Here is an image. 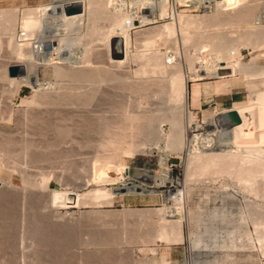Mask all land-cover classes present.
Returning a JSON list of instances; mask_svg holds the SVG:
<instances>
[{
  "label": "rangeland",
  "instance_id": "obj_1",
  "mask_svg": "<svg viewBox=\"0 0 264 264\" xmlns=\"http://www.w3.org/2000/svg\"><path fill=\"white\" fill-rule=\"evenodd\" d=\"M80 1L83 4V13L65 16L62 13L61 0H40L39 3H32V6L27 7L25 4L30 3L29 0H0L2 8L17 7L19 14L34 16H32V22L29 20V23L26 22L25 26H21L22 30L18 26V32L17 27L15 31L12 28L11 32L6 31L4 36L6 38L9 36L8 39L11 38L14 41L13 45H17L18 48L9 49L8 43L0 47L1 76H3L1 72L3 66L7 68L10 60L13 61L11 58H15L16 54L13 52H18L20 47L25 49L22 44L18 46V43L25 42L24 38L30 40L29 43L32 42L33 46L37 42H43L44 45L52 39L56 42L58 34L54 32L62 28L67 30L65 34H62L64 41L60 43L63 54L57 56L59 46L57 49L56 45H52V51L57 59L51 61H40L36 59L33 52L31 59L18 61L17 66L21 68L19 76L25 75L26 62L44 66L46 68H38V79L43 85L48 82L49 84L45 86L51 92L53 91L50 89L53 83L52 68L68 70L73 68V62L83 61L88 66H85L86 68L90 66L99 73L98 85L81 84L83 91L87 89V93H92H90V99L88 98L89 101L85 98L78 103L76 100L62 99L64 102L62 101L63 104L60 102V105L54 104L52 99V102L49 101L52 104L40 99V103L36 99L32 101L38 97L34 95L35 88L30 84L22 83L18 92L14 93V87L0 82V201L13 193L12 196L5 197L10 198L11 201L4 199L2 202L7 204L13 202L14 204L9 203V205H14L10 207L15 209L6 208L8 205L3 203L6 212L4 209L0 210L1 213L3 212V214L0 213V264H55L60 253L63 257L60 256L58 260L61 262L65 260L62 264H264V242L258 241V236H264V217L262 218L264 216V138H262L264 120L257 121L258 128L253 126L254 128L248 129V132L255 133L256 138L246 143L248 145L242 144L235 150H228V153L227 149L212 151L210 147L211 149L205 153L199 149L208 142L212 143L210 140L215 138L209 136V131H205L213 111L219 112L234 105L237 107V104H241L240 106L247 104L250 90L264 89V73L259 75L260 78L254 75L250 77L253 79H250L246 78L245 74L236 72V68L239 69L238 66L253 62L256 56L258 61L264 54V47L257 41L254 42L253 38L244 40L238 46L242 47L237 48L239 54H236V60L234 59L240 63L236 64L232 59L234 62H231V71L234 70L232 72L228 70L232 74L222 73L217 77L203 78L201 76L200 78L191 72L193 69L200 68L199 60H194L191 66H185L186 72L190 71L189 76H195L191 81L221 79L222 82L228 83V89L230 87L237 93L240 101L231 105L226 97L223 96L222 99L216 97V100L213 99L201 110H190L196 113L195 120L190 124L192 135L195 136L196 141L194 140L193 143L196 148L192 143L194 147L191 145L187 147L184 144L183 148H179L180 150H174L165 147L162 136L163 133L166 135L171 130L170 118L179 115L183 118L184 111H181L183 109H181L182 104L181 101L179 102L177 90H180V81L183 79V75L179 73L183 74L184 68L180 65L178 69L171 71V67L166 66L160 57L162 62L159 60V66L165 65V73L160 74L159 71L150 73L149 71L154 70H151L152 68L148 70L150 66L145 67L148 62L145 60L154 53H158L162 58L166 56L172 58L177 53L175 50L179 51L178 55L183 52V48L189 54L202 57L203 51L193 48L192 40L183 46L179 26L184 28L180 21L189 17L199 19L197 21L201 22L199 16L205 11L197 10L191 0H165V7L172 12L171 15L161 18L159 17L161 13L157 9L159 4L155 0ZM93 4L96 6V11L91 10ZM224 7L226 11L224 9L223 13L222 10L217 12L220 13L218 20H222L220 27H215L212 23L201 24L198 25L199 31L203 29L201 32L191 27L194 31L192 29L191 32L189 28L187 31L183 30L184 33L196 37L199 34L207 39L213 32L219 30L222 32L226 29L227 32L229 29L231 31L235 29L237 32H243L244 28L252 27L240 23L235 15H239V11L245 8L251 9L253 14L249 25L259 24L260 26L261 23V26H264V0H232ZM215 13L207 12L206 14ZM178 14L182 15V20L177 18ZM82 20L85 22L81 27L82 34L78 40L74 26ZM15 21L18 23L17 19ZM134 21L138 23L137 26H134ZM16 22H14L15 25ZM10 34H13V37ZM112 38H120L123 42L124 59H110ZM11 50L13 56L10 57ZM67 54L70 57H67L66 61L61 59ZM207 61L214 63V58L209 56ZM149 65L152 66V63L150 62ZM146 68L149 73L144 70ZM142 70L146 72L143 73ZM178 75L181 76V80ZM174 77H177V80ZM191 81L187 83V86ZM167 88L169 90H166ZM261 112L257 111L256 114L264 115V112ZM161 115L166 117L162 119ZM160 118L162 120H159ZM149 124L162 125V127L155 125L154 130ZM148 126L152 127L151 131ZM55 128H59L58 132ZM259 128L262 130L260 131ZM259 131L263 132V136H260L262 139L256 134ZM158 133L159 135H156ZM160 135L162 136L156 139V136ZM201 142L203 146L200 145ZM219 144L224 145L220 142ZM157 150L161 151L162 157H166L165 167L173 180L172 187L153 188L157 193L122 197L114 195L111 199L112 195L109 191L112 187L122 184L123 180L134 181L124 173L126 169L133 167L153 172L159 171L161 155L156 152ZM192 151H194L193 157ZM225 151L228 155H223ZM219 155L221 157H218ZM232 155L236 156L233 157L236 159L239 157L240 165L244 163L249 167L252 161L257 163L258 170L250 171L245 176H240L237 171L229 170L230 165H227V170L225 164L228 163L225 162L231 159ZM245 161L251 162L248 164ZM170 188L185 192L184 204L181 206L183 214L181 213L180 227L177 226L179 230L177 228L171 232L167 229L169 226L165 224L166 222L164 223L168 218L162 214L170 203H165L160 195L163 190H170ZM101 201L104 203L102 204ZM109 201H111L110 204H108ZM28 203L30 206L36 205L33 206L36 210ZM32 208L33 214L35 213L36 217L38 214L43 216L41 218L44 222L40 220V216L39 219L32 216L36 219L30 221ZM135 210H147L149 216L147 217L146 213L140 219L138 216L132 217L130 212ZM7 212L12 218L7 216ZM31 222H36L40 226L45 223L42 227L47 224L49 230L46 236L33 232L30 235L28 225H31ZM40 222L43 223L40 224ZM37 224L31 225V231ZM60 227L64 228L63 231ZM164 229V233L167 234L164 235L165 238L164 236L162 238L160 235ZM39 237L47 238L44 240L38 239ZM59 262L56 263L61 264Z\"/></svg>",
  "mask_w": 264,
  "mask_h": 264
},
{
  "label": "bare ground",
  "instance_id": "obj_2",
  "mask_svg": "<svg viewBox=\"0 0 264 264\" xmlns=\"http://www.w3.org/2000/svg\"><path fill=\"white\" fill-rule=\"evenodd\" d=\"M30 1V3H28V4H25V6L27 7V6H32V3H39L38 1H40V0H29ZM43 1V0H42ZM156 1V3L158 2V4H159V8H157V9H159V12L161 13L160 14V16L159 17H166V16H168V15H171V12H170V9L169 10H167V7H165V5H164V2H165V0H155ZM191 1H193L192 3V5H194L195 6V8L197 9V10H200V11H202V12H204L205 11V13H202V14H200V21L201 22H199V21H197V20H199V19H193V18H191V17H189V18H185V19H183V17H181L182 15H179L178 14V17H177V15H176V17L178 18V19H183L182 21H180V24H181V26H184V28H181L180 26H179V28H180V36H181V39H182V44H183V46H186L188 43H190V41L192 40L193 42H191V43H193L194 44V47L193 48H197V50H202L203 52H202V54H203V56L202 57H199V56H195L194 54L192 55V54H189V52H187V50L186 49H184L183 48V52L182 53H179L178 55H177V53L179 52V51H177V50H175L177 53L172 57V58H170V57H168V56H166V57H164V58H162V56L160 55H158V53L157 54H155L154 53V55H149L147 58L148 59H146L145 60V58H146V56H145V58H144V60L147 62V60H148V64L146 63V65L147 66H145V67H149L148 68V70H150L151 68V70H154V71H149L150 73H155V72H160V74L161 73H165V71H164V66L166 65V66H169V67H171L170 69H172L171 71H173L174 69H178V67L180 66V65H183V68H184V73L183 74H181V73H179L177 70V72L180 74V75H183V79L181 80V76L180 75H178V76H180L179 78H180V90L178 91L177 90V92H179L178 93V98L180 99L179 100V102L181 101V109H183V110H181V111H184L183 113V118H182V116L181 115H179V116H175L174 118H170L171 116L170 115H167V117H169L170 119H171V123H170V125L169 126H171V130H170V132L168 133V134H166V135H164V133H163V136L162 135H160L159 137L158 136H156L157 138L156 139H158V138H160L161 136H162V138L164 137V139H163V143H165V147L166 148H171V149H179V148H183V145L185 144V145H187V147H189L192 143H193V141L195 140V136H194V134L192 135V130L190 129V124L195 120V117H196V113H194V112H192V111H190V109L188 108V103H187V83L189 82V81H191V79L192 78H195V76L196 77H200L201 78V76L203 77V78H209V77H211V76H214V77H217L218 75H217V71H220L221 72V74L222 73H224V74H230L232 71H231V62H234L235 60H236V56L239 54L238 52H237V48H241V47H238V46H240L242 43H243V41L244 40H246V39H251L252 40V38H253V40H255L254 42H258V44H261V46H263L264 47V44H262V43H264V26H261V23H260V26H255V25H253V26H251V25H249L248 23H249V21L251 20V18H252V10L251 9H248V8H243L244 10L243 11H239V15H235L236 16V19H238V21L240 22V23H242V24H244L245 26H249V27H252V28H250V29H247V28H244L243 30V32H237V31H235V29L234 30H232L231 31V29H229V30H227V32H226V29H225V31L223 30L222 32H220V30H219V28H218V30L219 31H215V32H213V34L211 35V36H209V38L207 37V39L205 38V36H200L199 34H198V37H196V36H190V35H192V34H190L189 36L186 34V33H184V31L183 30H189V28L191 29V27H193L194 29H196V31L200 28V27H198V25H201V24H206V25H210V23H212L213 25L215 24V27H217V26H219L220 27V25L219 24H221V22H222V20L221 21H219L218 19V15H220V13H217L218 11H221L222 10V13H223V10L226 8V7H224V6H226L227 4H229V2H231L232 0H191ZM46 2V1H45ZM73 2H76V1H73ZM79 2L82 4V2L79 0ZM167 2V1H166ZM177 2V1H176ZM220 2V3H219ZM71 3V2H70ZM69 4V3H68ZM33 5H35V4H33ZM191 5V4H190ZM24 6V7H25ZM156 6H158L157 4H156ZM36 7V6H35ZM241 7V6H240ZM245 7V6H244ZM253 8V7H252ZM30 9V8H29ZM240 10H242L241 8H240ZM30 11V10H29ZM225 11H226V9H225ZM207 12H216L215 14H206ZM240 12H241V14H240ZM82 13H83V4H82ZM81 13V14H82ZM174 13V12H173ZM221 13V14H222ZM225 13V12H224ZM19 15V16H18ZM64 15V14H63ZM33 16V15H32ZM31 15L29 16V14L28 15H21V14H19V12H17V7H12V6H10V7H8V8H2V7H0V47L2 46V44H5V46H6V44L8 43V44H10V45H12V46H10V45H8L7 44V47L9 48V49H11V48H13V50L15 49V47L16 48H18L17 47V45L15 46V44L13 45V43H14V41H12L11 40V38L10 39H8V37L6 38L4 35H5V33H6V31H12V30H16V27H17V32H18V30H19V28L22 30V27H23V25L25 26V23L27 22V23H29L28 21L29 20H31V22H32V19H33V17H32ZM62 16V15H61ZM74 16V15H73ZM184 16V15H183ZM225 16V15H224ZM55 17V16H54ZM221 17H222V15H221ZM176 18V19H177ZM229 18V17H228ZM227 18V20H229ZM15 19H17L18 20V23L15 21ZM231 20H234V19H232L231 18ZM61 21H63L62 20V18H61ZM226 21V20H225ZM14 22H16V25L14 24ZM229 22V21H228ZM231 22V21H230ZM236 22V21H235ZM179 24V25H180ZM225 24V23H224ZM237 24V23H236ZM235 24V25H236ZM137 25H138V23H137ZM222 25V24H221ZM230 25V24H229ZM233 25V24H232ZM18 26H20L19 28H18ZM22 26V27H21ZM59 27V26H58ZM198 27V28H197ZM225 27V26H224ZM231 27V26H230ZM239 27H240V25H239ZM11 28H12V30H11ZM192 28V29H193ZM222 28V27H221ZM220 28V29H221ZM26 29V28H25ZM37 29V28H36ZM192 29H191V32H192ZM194 29H193V31H194ZM58 30H60V31H57V29L55 30L56 32H54V33H57L58 34V39H56L57 41L55 42V40H51V41H49L48 43H45L44 45H43V42H37L34 46H33V43L32 42H30L29 43V41H28V39L26 38H24V40H25V42L23 41V42H20V43H18L19 45V47L21 46V44L23 45V47H25V49H22L21 47V49L19 48V50H17L18 52H13L12 50H11V55H10V57L11 56H13L12 55V52H13V54H16V56H15V58H11V59H13V61H11L10 60V62H9V64L11 63V65H16L17 66V63H18V61L20 60V59H26V60H29V59H31V57L33 56V55H31V53H33L34 52V56L36 57V59H39L40 61H47V60H53V59H57V57H55L54 55H53V51H52V45H56L57 46V49H58V46H59V50H58V53H57V56L59 55H62L63 53H62V47H60L61 46V44L60 43H62L64 40V38H63V36H62V34H65V32L67 31L65 28H62V29H58ZM201 30H203V29H201ZM201 30L199 31L198 30V32H201ZM30 31V30H29ZM17 32H15L16 34H17ZM24 32V31H23ZM190 32V33H191ZM12 33H14V32H12ZM20 33V32H19ZM18 33V34H19ZM29 33V32H28ZM27 33V34H28ZM188 33V32H187ZM194 33V32H193ZM243 34V37H242V34ZM24 34V33H23ZM174 34V33H173ZM25 35V34H24ZM195 35H197L196 33H195ZM10 36L11 37H13V34L11 35L10 34ZM15 36V35H14ZM22 37H25V36H23L22 35ZM241 37V38H240ZM17 38H18V36H17ZM31 38V37H30ZM33 38V37H32ZM56 38V37H55ZM14 39V38H13ZM119 39V45H118V40ZM17 40V39H16ZM17 41H20L19 39L17 40ZM13 42V43H12ZM253 42V41H252ZM55 43V44H54ZM115 43L117 44V45H115ZM249 43V42H248ZM17 44V43H16ZM255 44V43H254ZM31 46H32V48H31ZM47 46H48V48H47ZM118 46H120L121 48H122V51H123V58L122 59H124V47H123V42L121 41V39L120 38H112L111 40H110V48L111 49H113V50H116V49H118ZM192 46V45H191ZM249 47V46H248ZM262 47V48H263ZM179 48V47H178ZM186 48V47H185ZM251 48H253V47H251ZM261 48V47H260ZM173 50H174V48H173ZM260 50V49H259ZM8 51V50H7ZM65 51V50H64ZM63 51V52H64ZM175 51H174V53H175ZM194 52V51H193ZM9 54H10V52H9ZM69 54H70V52H69ZM200 54H201V52H200ZM237 54V55H236ZM164 55V54H163ZM167 55V54H166ZM257 55V54H256ZM255 55V56H256ZM144 56V55H143ZM213 57L214 58V63H209V61H207L208 60V57ZM67 57H70L68 54H67V56L66 57H62L61 59H63V60H67ZM161 57V58H160ZM258 56H256V58H257ZM162 60L163 59V61H164V66H162V67H160L159 66V62L161 61L160 59ZM254 58V57H253ZM252 58V60H254ZM256 58H255V60L254 61H256ZM14 59H16V60H14ZM60 59V58H59ZM121 59V60H122ZM203 59H205V60H203ZM234 61H233V60ZM160 60V61H159ZM194 60H199V62L201 63V66H200V68H198V69H191L192 71V73L195 75V76H189V72H186V69H185V66H191V64L193 63V61ZM6 61V60H5ZM69 61V60H68ZM250 62L251 63V65H250V63H249V61H248V63L249 64H246V65H244V64H242L240 67L238 66V70H237V68H236V72L237 73H243V74H245V77L247 78H250V77H254V75L256 76V75H262L263 73H264V54H263V56L258 60V61H256V62ZM7 62V61H6ZM150 62L152 63V66L151 65H149L150 64ZM162 62V61H161ZM8 63V62H7ZM74 63V65H73V68L72 69H68V70H65V69H58V68H52L53 69V74L51 75V78H52V81H53V83H51V85H52V88H50L51 90L53 89V91H51V92H49L50 90H49V88H47L46 86H45V84L47 85V83H45L44 85H43V83H41L40 81H39V79H38V75H37V72H38V68L39 67H42V68H46V67H44V66H39V65H32V64H30L29 62H26V64H27V69H26V73H25V75L24 76H19V74H20V72H19V74L16 76V77H8L7 76V74H6V66L4 67L3 66V68H2V73H3V76H1V74H0V82H2V84H7V85H11V87H14L15 88V90L13 91V89H12V91L14 92V93H17L18 92V90H19V88L21 87L20 85H22V83L24 84V83H26V84H30V85H32L34 88H35V92H36V94H34L35 96H37L38 97V99L37 98H34V100H32V101H35V99L36 100H38L37 102H41V101H45V102H47V103H51L52 101L54 102V104L55 103H60V102H62L64 99L67 101V99H70V100H76L77 102L78 101H80V100H84L85 98L87 99V101H89V97H91L90 95L92 94L91 92V94L90 93H87L86 91H87V89L85 90V91H83V89L81 88V84H89V85H96L97 84V82H98V80H99V73H97L98 71H96L95 70V68H91L90 66H89V68H86V67H88V66H86L87 64H85L83 61H75V62H73ZM87 63V62H86ZM235 63L236 64H238V63H240V62H237V61H235ZM3 64V63H2ZM4 64H5V62H4ZM9 64H7V67H8V65ZM235 64V65H236ZM1 65V64H0ZM144 65H145V63H144ZM10 66V65H9ZM86 66V67H85ZM19 67V66H18ZM29 67V68H28ZM233 67V66H232ZM20 68V67H19ZM51 68V67H50ZM147 68L146 69H144V70H146L147 71ZM188 68H191V67H188ZM228 70H230L231 72H229ZM20 71H21V68H20ZM145 71V72H146ZM229 73H228V72ZM142 72L143 73H145L143 70H142ZM148 72V71H147ZM148 72V73H149ZM182 72V71H181ZM44 73V72H43ZM174 73V72H173ZM176 73V72H175ZM233 73H235V72H233ZM147 74V73H146ZM226 74V75H227ZM232 74V73H231ZM5 75V76H4ZM175 75V74H174ZM226 75H223V76H226ZM176 76V75H175ZM257 76V77H258ZM106 77V76H105ZM221 77V76H220ZM175 78V77H174ZM177 78V77H176ZM175 78V79H176ZM258 78H260V76L258 77ZM261 78H263L262 76H261ZM250 79H253V78H250ZM177 80V79H176ZM101 81V80H100ZM104 81V80H103ZM1 84V83H0ZM49 84V83H48ZM179 84V83H178ZM51 85H49V86H51ZM83 85V86H84ZM98 85V84H97ZM31 86V87H32ZM90 86V87H91ZM89 87V88H90ZM179 87V86H178ZM99 88V87H98ZM169 88V87H168ZM166 89V90H169V89ZM82 89V90H81ZM100 89V88H99ZM179 89V88H178ZM49 90V91H48ZM81 90V91H80ZM90 90V89H89ZM88 90V91H89ZM91 90H93V88L91 89ZM97 90V89H96ZM165 90V91H166ZM172 89H170V91H171ZM2 92H4V91H2ZM7 92V91H6ZM34 92V93H35ZM165 93V92H164ZM11 94V93H10ZM177 94V93H176ZM13 95V94H12ZM89 95V96H88ZM94 95V94H93ZM151 95V94H150ZM166 95V94H165ZM249 97H248V100H247V104H244V105H242V106H239V107H236L233 111H235L236 112V114H237V116H238V119H239V121L237 122V123H233V122H231L229 119H228V116H227V112H229V111H227V112H223V113H215V112H213V116H212V118L208 121V123L206 124V126H205V131L206 132H210V133H208L209 134V136H212V137H215L214 138V140H210V141H212V143H209V145H208V143L207 144H205L204 142V144H205V146L204 147H201V148H199V149H201V151H203L202 153H205L206 151H209L211 148V150L212 151H214V150H219V151H224L225 149H227V153H228V150H235V149H237V146H241L242 144L243 145H245L246 143H250V141L252 142V141H254L256 138L254 137L255 136V133H253V132H248V129H251V128H254L253 126H257L256 128H258V126L259 125H256V123H258L257 121H259V122H263V120H264V115H260L259 116V114H256V112L258 111V112H264V89H255V90H250L249 91ZM167 96V95H166ZM64 97V98H63ZM66 97V98H65ZM156 97V96H155ZM168 97H170V96H168ZM89 98V99H88ZM177 98V99H178ZM41 101H40V100ZM51 99H52V101H51ZM63 99V100H62ZM176 99V100H177ZM64 100V101H65ZM69 100V102H71ZM32 101H31V103H32ZM43 101V102H44ZM49 101H51V102H49ZM63 101V102H64ZM163 101V100H162ZM43 102H42V104H43ZM63 102H62V104H63ZM83 101H81V103H82ZM160 102V101H159ZM30 103V102H29ZM36 103V102H35ZM74 103H76V102H74ZM79 103V102H78ZM84 103V102H83ZM175 103V102H174ZM176 103H178V100L176 101ZM175 103V104H176ZM34 104V103H33ZM46 104V103H45ZM52 104V103H51ZM58 104H56V105H58ZM72 104H73V101H72ZM166 104V103H165ZM174 104V105H175ZM60 105V104H59ZM68 105H69V103H68ZM172 105V104H171ZM83 106V105H82ZM167 106V105H166ZM178 105H176V107H177ZM153 107H154V105H153ZM179 107V106H178ZM9 108V107H8ZM66 108V107H65ZM64 108V109H65ZM67 108H69V107H67ZM66 108V109H67ZM84 108V107H83ZM152 108V107H151ZM168 108V107H167ZM169 108H170V106H169ZM65 109V110H66ZM75 109V108H74ZM81 109V108H80ZM57 111V110H56ZM62 111V110H61ZM68 111V110H67ZM74 110H72V112H73ZM78 111V110H77ZM152 111V110H151ZM154 111V110H153ZM152 111V112H153ZM162 111V110H161ZM70 112V111H69ZM71 112V113H72ZM261 112V113H262ZM61 113V112H60ZM74 113V112H73ZM179 112H177V114H178ZM68 113H66V115H67ZM151 114V113H150ZM160 114V113H159ZM175 114V113H174ZM177 114H175V115H177ZM264 114V113H263ZM21 115V114H20ZM29 115V114H28ZM54 115V114H53ZM74 115V114H73ZM149 115V114H148ZM27 116V115H26ZM25 116V117H26ZM39 116V115H38ZM58 116V115H57ZM67 116H69V115H67ZM71 116V115H70ZM162 116V115H161ZM64 117V116H63ZM73 117V116H72ZM143 117V116H142ZM159 117V116H158ZM164 117H166L165 115L164 116H162V119H164ZM31 118V117H30ZM61 118H62V116H61ZM74 118H75V116H74ZM79 118V117H78ZM150 118V117H149ZM155 118H156V116H155ZM260 118H262V119H260ZM71 119V118H70ZM161 118L159 119V120H162ZM257 119H259V120H257ZM35 120V119H34ZM37 120V119H36ZM48 120V119H47ZM156 120V119H155ZM261 120V121H260ZM80 121V120H79ZM78 121V122H79ZM90 121V120H89ZM166 121V120H165ZM47 122V121H46ZM52 122V121H51ZM154 122V121H153ZM169 122V121H168ZM34 123V122H33ZM65 123V122H64ZM161 123H164V122H161ZM253 123L255 124V125H253ZM88 124V123H87ZM90 124H92V123H90ZM150 124H151V122H150ZM149 124V125H150ZM44 125V124H43ZM58 125H59V123H58ZM73 125V124H72ZM152 125H153V123H152ZM152 125H150V126H152ZM156 125V124H155ZM155 125L154 126H152L153 127V129H154V127H155ZM47 126V125H46ZM102 126V125H101ZM150 126H148V127H150ZM156 126H161L162 127V125H156ZM32 127H34L33 125H32ZM63 127V126H62ZM107 127V126H106ZM139 127V126H138ZM152 127H150V128H148L150 131H151V128ZM263 127H264V124H263ZM104 128V127H103ZM36 129V128H35ZM53 129V128H52ZM56 129V131L58 132V129L57 128H55ZM17 130V129H16ZM24 130V129H23ZM149 130L147 131L148 133H149ZM155 130V129H154ZM259 130L261 131L262 129L261 128H259ZM69 130H67V132H68ZM71 131V130H70ZM259 131V132H260ZM32 132V131H31ZM54 132V131H53ZM52 132V133H53ZM60 132V131H59ZM63 132V131H62ZM66 132V131H65ZM259 132L258 133H256L257 134V136L258 137H262L263 135H262V133L260 132V134H259ZM64 133V132H63ZM62 133V134H63ZM70 133V132H69ZM82 133V132H81ZM151 133V132H150ZM142 134V133H141ZM162 134V133H161ZM207 134V135H208ZM99 135V134H98ZM153 135V134H152ZM156 135H159V133L158 134H156ZM206 135V137L208 138V136ZM143 136V135H142ZM154 136V135H153ZM198 136V135H197ZM43 137V136H42ZM140 137V136H139ZM148 137V136H147ZM204 137H205V135H204ZM203 137V138H204ZM260 137V138H261ZM41 138V137H40ZM144 138V137H143ZM149 138V137H148ZM150 138H151V136H150ZM154 138H155V136H154ZM153 138V139H154ZM202 138V139H203ZM210 138V137H209ZM262 138H264V136L262 137ZM261 138V139H262ZM146 139V138H145ZM152 139V140H153ZM199 139V138H198ZM3 140V139H2ZM28 140V139H27ZM147 140V139H146ZM206 140V139H205ZM55 141V140H54ZM196 141V140H195ZM201 141V140H200ZM207 141V140H206ZM9 142V141H8ZM219 142L220 143H223L224 145H222V146H220V144H219ZM195 143H197V142H195ZM199 143V142H198ZM9 144V143H8ZM164 145V144H163ZM193 145H194V143H193ZM193 145H191V146H193ZM200 145H202V142H201V144ZM208 145V146H207ZM246 145H248V144H246ZM195 146V145H194ZM193 146V147H194ZM198 146V145H197ZM203 146V145H202ZM233 146L235 147V148H233ZM211 147V148H210ZM195 148H196V146H195ZM180 150V149H179ZM19 151V150H18ZM163 151V150H162ZM200 151V150H199ZM23 152V151H22ZM157 153H159L160 155H161V159H160V166H159V171H157V172H153V171H148V170H145V169H139V173H138V176H137V178L134 180V181H129V180H123V182H122V184H120V185H118V186H115V187H112L111 189H110V195H112L111 196V199L112 198H114V195H119V196H125V195H133V194H147V193H150V192H156L157 193V191H155L153 188H160V187H163V186H166V187H172V185H173V180L171 179V176H170V173H169V170L165 167V164H166V157L165 156H163L162 157V154H161V151L160 150H157L156 151ZM192 153H194V151H192L191 152V154ZM209 153V152H208ZM212 153V152H211ZM226 153V151H225V153L223 154V155H228ZM210 154V153H209ZM208 154V155H209ZM222 154H220V155H222ZM234 154V153H233ZM166 155V154H165ZM195 155V154H194ZM202 155H204V154H202ZM208 155H206V156H208ZM218 156V157H221V156ZM231 155V154H230ZM190 156V155H189ZM205 156V157H206ZM210 156V155H209ZM208 156V157H209ZM192 157H193V154H192ZM223 157H227V156H223ZM231 157V156H230ZM233 157H236V156H233L232 155V157H231V159L229 158L228 160H227V162H225V163H228V164H225V168L227 167V165H230L229 166V170L231 169V170H233V171H237L238 173L237 174H239L240 176H245V174H249L248 172H250V171H252L253 172V170H255V169H257V168H259V166L257 167V163L255 164V162H251V161H248L249 163L251 162V166H246V164H244L243 162H241V163H243L244 164V166H242V165H240L239 164V161H238V159H239V157H238V159H236V158H233ZM242 158V157H241ZM191 159V158H190ZM236 159V160H235ZM224 160V159H223ZM225 160V161H226ZM245 160V159H244ZM246 160H248V159H246ZM256 161V160H255ZM238 162V163H237ZM245 162H247V161H245ZM247 162V163H248ZM248 163V164H249ZM35 164V163H34ZM45 164V163H44ZM191 164V163H190ZM204 166V165H203ZM246 166V167H245ZM205 167V166H204ZM224 168V169H225ZM227 169V168H226ZM227 169V170H228ZM258 170V169H257ZM262 170V169H261ZM34 172V171H33ZM123 172V171H122ZM144 173V174H143ZM258 173V172H257ZM120 174L123 176V174L120 172ZM143 174V175H142ZM235 174V173H234ZM251 174V173H250ZM256 174V173H255ZM119 175V174H118ZM141 175H142V177H141ZM124 176H125V174H124ZM121 178H123V177H121ZM116 179H117V177H116ZM122 180V179H121ZM138 183V184H135V183ZM7 191V190H6ZM5 191H3V193H4ZM8 192H10V191H8ZM28 192V191H27ZM1 193V192H0ZM7 193V192H6ZM10 193H12V192H10ZM21 193V192H20ZM185 193V192H184ZM184 193H183V191L182 190H178V189H176V188H174V189H171L170 188V190L168 189V190H163L162 192H161V196L163 197V200L165 201V203H170V205L169 206H167L166 208H165V211H162L161 213L163 214V216H165L166 218H168V220H166V221H164V223L165 224H167V226H169V228H167L168 230H170V232L171 231H173L174 229H177L178 228V230H179V227H180V225H179V222L181 221V206L184 204ZM108 194V195H109ZM2 195V194H1ZM6 195V194H5ZM11 195V194H10ZM10 195L9 196H7V197H10ZM12 195H13V193H12ZM11 195V196H12ZM109 195V196H110ZM3 196V195H2ZM1 196V197H2ZM26 196V195H25ZM4 197V196H3ZM6 197V196H5ZM4 197V199H6ZM14 197V196H13ZM102 197V196H101ZM16 198V197H15ZM14 198V200H17V199H15ZM51 198V197H50ZM104 198V197H103ZM3 198L1 199V201H0V207H2V208H0V210L2 209H4V206L5 205H3V203L4 202H2V200H4ZM7 201L8 200H10L11 201V199L9 198V199H6ZM36 200V199H35ZM109 200H110V198H109ZM7 201H5V202H7ZM18 201V200H17ZM37 201H38V199H37ZM97 201H99V200H97ZM25 202V201H24ZM33 202V201H32ZM9 203H13V202H8V204L7 203H4V204H6V205H8L6 208H11L12 209V207L14 206V205H9ZM34 203V202H33ZM32 203V204H33ZM38 203V202H37ZM101 203L103 204L104 202H102L101 201ZM105 203H107V202H105ZM111 203V201H109V203L108 204H110ZM14 204V203H13ZM3 205V206H2ZM21 205V204H20ZM28 205L30 206V204L28 203ZM10 206H12V207H10ZM32 207L33 206H36V205H31ZM30 206V207H31ZM5 208V209H6ZM34 209L36 208V207H33ZM32 208V214H33V211H34V209ZM5 209H4V211H5ZM24 209V208H23ZM44 209V208H43ZM12 210H15L14 208L12 209ZM36 210V209H35ZM161 210V209H160ZM162 210H164V209H162ZM42 211V210H41ZM147 210H135V211H131L130 212V214L132 215V217H134V216H138L139 217V219L140 218H142V217H144L145 215H146V212ZM6 212V211H5ZM13 213H15V211H12ZM12 212H10V213H12ZM17 212V211H16ZM101 212V211H100ZM0 213H1V211H0ZM20 213V212H19ZM36 213H39V212H36ZM46 213V212H45ZM1 214H3V212L1 213ZM30 215L31 216V220L30 221H32V219H34V221H35V219L37 218V219H39L38 217L40 216L39 214H38V217H36V214L34 215ZM41 214V213H40ZM125 214V213H124ZM149 213H147V217L149 216L148 215ZM161 214V215H162ZM183 214V213H182ZM9 215V216H8ZM129 215V214H128ZM3 216V215H2ZM7 216L8 217H11L10 216V214L7 212ZM32 216H35L34 218H32ZM55 216V215H54ZM25 217V216H24ZM41 217H43V216H40V220L41 221H43L42 220V218ZM97 217V216H96ZM259 217V216H258ZM264 216H262V218H263ZM12 218V217H11ZM14 218V217H13ZM26 218V217H25ZM129 218V217H128ZM3 219V218H2ZM8 219V218H7ZM29 219V218H28ZM163 219V218H162ZM20 220H21V218H20ZM20 220H19V222H20ZM6 221V220H5ZM27 221H29V220H27ZM36 221H39V220H36ZM91 221V220H90ZM262 221V220H261ZM1 222H3V221H1ZM8 222V221H7ZM44 222V221H43ZM43 222H40V224H42ZM46 222V221H45ZM48 222V221H47ZM46 222V223H47ZM51 222V221H50ZM11 223V222H10ZM28 223V222H27ZM92 223V222H91ZM3 224H4V222H3ZM12 224V223H11ZM19 224H21V223H19ZM31 225H33V224H37L36 222L35 223H33V222H31L30 223ZM44 225H45V223H43ZM42 224V225H43ZM31 225H28V226H30V228H31ZM42 225L40 226V225H34L33 227H32V231H31V229L29 228L28 229V232H29V230H30V235H32V232L34 233V234H39V235H41V236H46V232L49 230V227H47L48 225L46 224V226H43L42 227ZM5 227H6V225H4ZM25 226V225H24ZM27 226V225H26ZM27 226V227H28ZM57 226V225H56ZM56 226H54V227H56ZM60 226V225H59ZM59 226H57V227H59ZM66 226V225H65ZM87 226V225H86ZM166 226V227H167ZM177 226H179V227H177ZM53 227V226H52ZM56 227V228H57ZM165 227V228H166ZM23 228V227H22ZM9 229V228H8ZM16 229V228H15ZM17 229H19V227L17 228ZM21 229V228H20ZM55 229V228H54ZM60 229L62 230V229H64V228H62V227H60ZM72 229H73V226H72ZM3 230V229H2ZM71 230V229H70ZM75 230H76V228H75ZM80 230V229H79ZM178 230H176V231H178ZM11 231V230H10ZM63 231V230H62ZM72 231V230H71ZM70 231V232H71ZM160 231H162V230H160ZM4 232V231H3ZM59 232V231H58ZM67 232V231H66ZM75 232V231H74ZM165 232V229L161 232L162 234L160 235V237L162 236V238H163V236L164 235H166L167 233H164ZM174 233V232H173ZM5 234V233H4ZM10 234V233H9ZM18 234V233H17ZM25 234V233H24ZM66 233H64V235H65ZM19 235V234H18ZM38 235V236H39ZM67 235V234H66ZM177 235V234H176ZM264 235V234H263ZM262 234H261V236H263ZM48 236V235H47ZM68 236V235H67ZM11 237V236H10ZM10 237H8V238H10ZM64 237V236H63ZM166 236H164V238H165ZM178 237H179V235H178ZM264 237V236H263ZM263 237H259L258 236V241L260 242V243H263L264 242V238ZM2 238V237H1ZM7 238V237H6ZM42 238V237H41ZM40 237L38 238V239H41ZM47 238V237H46ZM46 238H42V239H46ZM49 238V237H48ZM51 238V237H50ZM65 239H66V237H64ZM4 239H5V237H4ZM13 240V239H12ZM48 240V239H47ZM46 240V241H47ZM50 240V239H49ZM57 241V240H56ZM59 241V240H58ZM72 241V240H71ZM70 241V242H71ZM2 242V241H1ZM3 243H5V242H3ZM20 243V242H19ZM68 244H69V242H68ZM71 244H72V242H71ZM67 246V245H66ZM54 247V246H53ZM1 248V247H0ZM14 248V247H13ZM48 249V248H47ZM65 249V248H64ZM63 249V250H64ZM51 250V249H50ZM69 250V249H68ZM1 251V250H0ZM49 251V250H48ZM39 252V251H38ZM50 252V251H49ZM48 252V253H49ZM62 252V251H61ZM51 253L53 254L54 252H52L51 251ZM43 254V253H42ZM51 254V255H52ZM68 254V253H67ZM81 254V253H80ZM79 254V255H80ZM38 255V254H37ZM54 255V254H53ZM56 255H58V253L56 252ZM55 255V256H56ZM62 254L60 253L59 254V257L58 258H56L57 260H56V262L58 261H60V260H58L59 258H60V256H61ZM64 255V254H63ZM69 255V254H68ZM47 257V256H46ZM63 256H61V258H62ZM2 258V257H1ZM51 258V257H50ZM53 258V257H52ZM65 258H67V256L65 257ZM71 258V257H70ZM69 259V258H68ZM77 260H80V258H76ZM82 259V258H81ZM49 260V259H48ZM64 260V259H63ZM71 260V259H70ZM9 261V260H8ZM72 261V260H71ZM55 262V261H54ZM55 262V264H58V263H56ZM65 263V260L64 261H60L59 263ZM67 262V261H66ZM68 262H70L69 260H68ZM71 263H73V261L71 262ZM22 264V263H21ZM54 264V263H53ZM66 264H70V263H66Z\"/></svg>",
  "mask_w": 264,
  "mask_h": 264
},
{
  "label": "crops",
  "instance_id": "obj_3",
  "mask_svg": "<svg viewBox=\"0 0 264 264\" xmlns=\"http://www.w3.org/2000/svg\"><path fill=\"white\" fill-rule=\"evenodd\" d=\"M92 11H96L95 4L91 7ZM84 20L80 21L78 24L74 26L76 37L79 40L81 37V27L84 24ZM98 26V25H97ZM99 27V26H98ZM221 79H209L204 82H195L191 81L189 85L187 86V103L188 108L192 111H199L204 106L209 105L210 102L215 99L216 97H220L219 99H222L223 96L226 97L227 100H229L230 104H237L240 100L239 96L236 92L232 91L229 87L228 89V83L223 81L221 83ZM225 82V83H224ZM230 85V84H229ZM239 107L240 105L237 104ZM235 106V105H234ZM231 106L229 109H225L222 111H213L215 113H223L227 111L234 110L236 107ZM234 107V108H233Z\"/></svg>",
  "mask_w": 264,
  "mask_h": 264
},
{
  "label": "water",
  "instance_id": "obj_4",
  "mask_svg": "<svg viewBox=\"0 0 264 264\" xmlns=\"http://www.w3.org/2000/svg\"><path fill=\"white\" fill-rule=\"evenodd\" d=\"M62 13L65 16L79 15L82 13V4L78 1L71 2V3H69L63 7ZM133 24H134V26H137L136 21H134ZM117 41H118V45H119V39ZM47 48H48V46H47ZM109 57L112 60H121L123 58L122 48L120 46H118V49H116V50H113L110 48ZM19 72H20V68L16 65H10L6 68V74L8 77H16L19 74ZM217 75L218 76L221 75V72L217 71ZM226 114L228 116V119L231 122L237 123L239 121L238 116H237L235 111L231 110V111L227 112ZM124 173L129 177V179L135 180L138 176L139 169L130 167L129 169H126V171Z\"/></svg>",
  "mask_w": 264,
  "mask_h": 264
},
{
  "label": "built area",
  "instance_id": "obj_5",
  "mask_svg": "<svg viewBox=\"0 0 264 264\" xmlns=\"http://www.w3.org/2000/svg\"><path fill=\"white\" fill-rule=\"evenodd\" d=\"M62 1V5H61V7H62V9H63V7L65 6V5H67L68 3H70V2H73V1H78L79 2V0H61ZM168 55H169V53H167Z\"/></svg>",
  "mask_w": 264,
  "mask_h": 264
}]
</instances>
